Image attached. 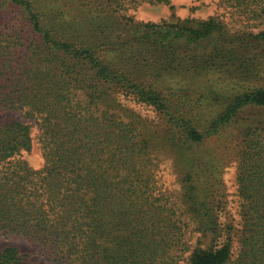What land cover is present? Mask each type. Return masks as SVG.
<instances>
[{"label":"trees","instance_id":"trees-1","mask_svg":"<svg viewBox=\"0 0 264 264\" xmlns=\"http://www.w3.org/2000/svg\"><path fill=\"white\" fill-rule=\"evenodd\" d=\"M164 1L0 0V113L42 159L0 120V237L49 264H264V28L125 14ZM219 1L264 22V0ZM0 264L34 263L6 245Z\"/></svg>","mask_w":264,"mask_h":264},{"label":"rangeland","instance_id":"rangeland-1","mask_svg":"<svg viewBox=\"0 0 264 264\" xmlns=\"http://www.w3.org/2000/svg\"><path fill=\"white\" fill-rule=\"evenodd\" d=\"M126 15L132 16L139 21H174L177 18L194 17L206 19L211 16H219L231 31H253L256 32L264 28V22H249L238 16H232L231 10L223 6L219 0H169V2H143L136 8H131ZM145 114L153 115L150 111L141 110ZM16 119L30 125L31 137L33 139L31 150L24 154V158L33 167H40L42 164L41 155L37 144L38 129L28 118L21 115L18 111H7L0 113V120ZM233 129V128H232ZM231 145V150H226L221 167V180L224 184L226 194L227 212L231 214L236 209V165L235 154ZM165 180L172 181L174 174L171 170L163 171ZM6 245L16 246L20 250L27 251L29 258L34 264H49L45 253L41 250L40 244L23 237L6 235L0 237V249Z\"/></svg>","mask_w":264,"mask_h":264}]
</instances>
